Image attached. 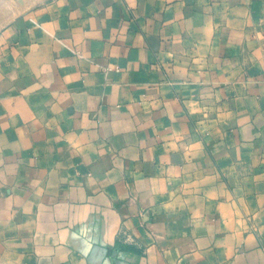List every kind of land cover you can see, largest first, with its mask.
<instances>
[{"label": "crops", "instance_id": "obj_1", "mask_svg": "<svg viewBox=\"0 0 264 264\" xmlns=\"http://www.w3.org/2000/svg\"><path fill=\"white\" fill-rule=\"evenodd\" d=\"M27 2H0V264H264V0Z\"/></svg>", "mask_w": 264, "mask_h": 264}, {"label": "rangeland", "instance_id": "obj_2", "mask_svg": "<svg viewBox=\"0 0 264 264\" xmlns=\"http://www.w3.org/2000/svg\"><path fill=\"white\" fill-rule=\"evenodd\" d=\"M1 1V0H0ZM13 1V5H15L16 4V2H17V0H12ZM21 1H23V3L26 5V3H30V2H27L26 0H21ZM30 1V0H29ZM32 1V0H31Z\"/></svg>", "mask_w": 264, "mask_h": 264}, {"label": "bare ground", "instance_id": "obj_3", "mask_svg": "<svg viewBox=\"0 0 264 264\" xmlns=\"http://www.w3.org/2000/svg\"><path fill=\"white\" fill-rule=\"evenodd\" d=\"M4 1V0H3ZM7 1V0H6ZM20 1V0H19ZM27 1V0H26ZM1 2V1H0ZM23 2V1H22ZM25 3V2H24ZM7 4V3H6ZM19 4H20V2H19ZM1 5V4H0ZM8 5V4H7ZM2 10V9H1Z\"/></svg>", "mask_w": 264, "mask_h": 264}]
</instances>
